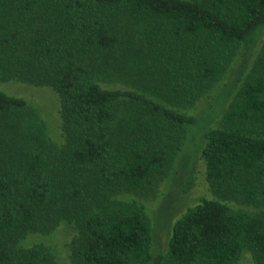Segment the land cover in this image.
I'll list each match as a JSON object with an SVG mask.
<instances>
[{"label":"trees","instance_id":"1","mask_svg":"<svg viewBox=\"0 0 264 264\" xmlns=\"http://www.w3.org/2000/svg\"><path fill=\"white\" fill-rule=\"evenodd\" d=\"M0 4L16 24L11 33L0 5V59L17 65L9 79L58 95L65 137L54 154L38 108L0 87V264H54L44 242H22L62 222L77 233L70 264H238L246 252L264 264V48L236 74L222 126L204 135L216 198L178 219L165 255L151 252L145 203L119 199L156 196L186 144L169 146L157 123H197L191 108L262 35L264 0ZM240 199L251 209L229 204Z\"/></svg>","mask_w":264,"mask_h":264},{"label":"rangeland","instance_id":"2","mask_svg":"<svg viewBox=\"0 0 264 264\" xmlns=\"http://www.w3.org/2000/svg\"><path fill=\"white\" fill-rule=\"evenodd\" d=\"M0 5L5 12L4 18H8L13 23L12 33L16 25L15 21L12 20L13 15L6 13L5 4ZM2 24L3 22H1V26ZM0 31L4 35L5 30L2 27ZM263 48L264 31L255 43L242 48L238 53L229 75L204 94L200 101L191 108L196 113L194 115L197 118V123L192 128H187L183 132L168 122L159 121L157 123L154 135L160 134L169 146L176 139L178 142L183 141L186 144L182 151L174 157L168 175L162 181L155 182L153 189V191L155 190V197L147 192L144 194L131 192L119 197L124 202L130 198H135L145 203L152 227L151 252L154 257L167 253L173 227L190 207L195 206L202 197L216 198L207 181L206 163L200 156L201 149L204 147V145L202 146L204 135L210 129L222 126L224 115L229 109L233 95L237 92L234 91L236 74L244 61L247 60L251 64ZM3 50L4 48L0 47L1 54L4 52ZM4 57L6 58V56ZM4 61L2 62L0 59V87L12 95L25 98L31 105L38 108L36 114L39 115L40 121L47 128L54 154H60L61 149L65 147V137L63 136L58 95L49 87H35L9 79V74L16 70L17 65L14 68L9 67V62ZM5 76L7 77L5 78ZM144 129L147 130L145 127ZM27 150L29 147L25 146L21 152ZM27 153L29 152L23 153V155ZM229 204L235 208L251 209L243 200H231ZM76 235L77 233L69 223L62 222L52 236L28 235L22 245L33 246L42 241L53 250L55 254L54 264H70L72 245ZM238 264H255L253 255L246 252Z\"/></svg>","mask_w":264,"mask_h":264}]
</instances>
